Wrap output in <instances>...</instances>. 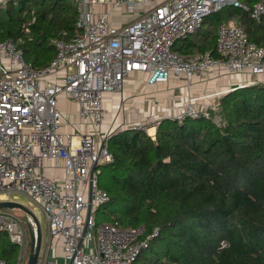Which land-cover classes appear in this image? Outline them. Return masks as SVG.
Returning a JSON list of instances; mask_svg holds the SVG:
<instances>
[{
  "label": "built area",
  "instance_id": "obj_1",
  "mask_svg": "<svg viewBox=\"0 0 264 264\" xmlns=\"http://www.w3.org/2000/svg\"><path fill=\"white\" fill-rule=\"evenodd\" d=\"M73 1L79 32L68 41L51 40L56 55L47 68L34 69L24 60L20 40L0 41V201H17L24 195L30 205L39 206L49 247L58 241L63 264H133L148 248L144 226L123 228L95 219L97 208L109 201L97 186L98 168L113 161L109 135L102 131L104 95L119 92L134 73L146 75L148 86L179 76L187 80L242 73L264 76V45L250 41L230 19L217 26L215 54L206 50L184 56L173 51L174 44L200 28L205 17L226 6L258 20L264 16V0ZM5 2L0 0V6ZM120 8L131 18L113 26L110 15ZM61 95L77 105L79 122L67 133L58 107ZM195 101L188 99L172 119L222 121ZM212 105L218 113V102ZM93 165L97 169L90 180ZM26 220L34 227L30 217ZM1 234L18 248L16 264H23L27 245L23 223L6 210H0ZM156 234L155 230L150 237ZM0 264L7 262L0 259ZM40 264L55 263L48 258Z\"/></svg>",
  "mask_w": 264,
  "mask_h": 264
},
{
  "label": "trees",
  "instance_id": "obj_2",
  "mask_svg": "<svg viewBox=\"0 0 264 264\" xmlns=\"http://www.w3.org/2000/svg\"><path fill=\"white\" fill-rule=\"evenodd\" d=\"M216 13L217 26L234 19L264 45V16L255 20L231 6ZM75 22L73 0H6L0 41L20 40L24 60L43 70L56 55L51 40L77 35ZM214 23L205 17L193 39L173 51L215 54ZM218 107L219 124L212 117L162 118L153 137L141 128L108 136L113 161L98 168L96 183L109 201L95 219L144 226L148 248L133 264H264V83L226 92ZM1 236L0 259L15 264L16 246Z\"/></svg>",
  "mask_w": 264,
  "mask_h": 264
},
{
  "label": "rangeland",
  "instance_id": "obj_3",
  "mask_svg": "<svg viewBox=\"0 0 264 264\" xmlns=\"http://www.w3.org/2000/svg\"><path fill=\"white\" fill-rule=\"evenodd\" d=\"M102 8H106V6ZM130 18H131V14L126 13L125 10L121 11L119 9L115 11L113 21L115 25L117 26L118 25L117 23L126 22ZM221 18H222V14H219V13H213L209 16L210 20H215V23L213 24L214 28L222 20ZM230 20H233L236 23L234 19H230ZM192 39L193 37L189 36L188 39L184 43L187 44ZM200 40L203 41L202 38H200ZM181 43L182 42L179 41L177 45L179 46ZM49 78H51V76ZM200 79H203V78L195 77V78H191L187 80V79H184L182 76H179L177 77V80H176L177 84H174V86L173 85L156 86L150 89V91H148L147 93L144 92L140 94V93H137L139 91L136 90V92L134 91L130 95H127V94L122 95V89L119 92H115L114 95H110L109 98L111 96L114 98L115 96L117 100L121 98V101L120 100H118L120 102L118 101L116 102L114 100L109 101V102L112 101V103L110 104H111V107H114V109L108 108L105 111L106 120L104 123V130L102 131L103 132L106 131V133L110 135L114 132L120 131L125 128L138 127V128L146 130L147 134H149L148 129L158 119L162 117H166V116L171 117V118L175 117L181 111L182 106L190 98L196 99L195 105L198 106V108L201 107L202 109H207L208 113H212L213 118H215L217 115V118L221 119L222 116L220 112L217 113V110H214V106L212 105L216 102H219V98H216V97L214 98L210 96L208 98H202L203 95L212 94L213 91L211 89L204 88L200 84H197V82L205 83L208 81V80L200 81ZM194 81H197L196 84L193 83ZM143 89L141 88L139 90H143ZM216 90H214V92ZM110 104H109V107H110ZM115 107H117V110L115 109ZM74 122L77 123L79 121L77 119H74ZM66 123H69L67 118H66ZM64 132L67 133L68 129L65 128ZM154 133L149 134V135L153 136ZM16 202L22 204L23 206L28 207L33 212L34 216L36 217L40 225L41 234H42V245H41V251L39 255L40 260H47L50 256L52 261H56L57 260L56 254L58 252V246L55 248H50L48 242L46 241L48 238L47 225H46L44 215L40 207L37 205H30L28 202V199L24 195H19ZM6 211L8 214L12 215L14 218L20 220L23 223V228L25 230V240L27 244L26 249H24L23 264H26L28 253H29V248H30V236L28 232L29 223L26 220L27 215L20 209H12V210H6ZM3 235L4 234H2L1 239L4 238ZM16 252H17V257H18L19 250L17 247H16ZM58 258L62 259L61 256H59ZM16 261H17V258H16Z\"/></svg>",
  "mask_w": 264,
  "mask_h": 264
},
{
  "label": "crops",
  "instance_id": "obj_4",
  "mask_svg": "<svg viewBox=\"0 0 264 264\" xmlns=\"http://www.w3.org/2000/svg\"><path fill=\"white\" fill-rule=\"evenodd\" d=\"M98 9H106V8L99 7ZM120 10L123 11V8H120ZM114 13L115 12H113L110 15V22H111V24L113 26H116L115 23H114V21H113ZM117 24L119 25L120 23H117ZM207 78L200 79V81L201 80H208L205 83H200V82L198 83L197 81H194L193 82L195 84L197 82V84H200L204 88H208V89H211L213 91L212 94H205L203 96L214 95L215 93L225 92L226 90H228V92H229L230 90H234L235 88L249 85L248 83L250 81H254L255 83H264V76L251 77V76L247 75L246 73L233 74V75H230V76H225V75H215L214 76V75H210ZM176 80H177V77H172V78H170V80L167 83L158 84V85H155V86H148L146 84V75H144V74H138V73L130 74L126 78V80L124 81L123 88H122V95L123 94L124 95H126V94L127 95H130L134 91L136 92V90H138L139 92H137V93H140V94H142L144 92L147 93L148 91H150V89H152V88H154L156 86H166V85H173L174 86V84H177ZM141 88L142 89L144 88L145 90L144 89L143 90H139ZM214 90H216V91L214 92ZM110 95H114V93L105 94L104 95V98H103L102 106H103V108H104L105 111L108 108H110V109L113 108L114 109V107H111V104L110 103H112V101L109 102L110 100H114L116 102L118 100L121 101V98L117 100L115 98V96H114V98L112 96L109 98ZM124 97H126V96H124ZM212 97L215 98V96H212ZM216 98H219V97H216ZM120 101H118V102H120ZM109 104H110V107H109ZM58 107H59L60 111L62 112V114L64 115V118L65 119L67 118V120L69 121V123H67V125H65V128L68 129V132H71L72 129L76 127V126H73L72 124H76L74 122V119H76L77 105L75 104V102L69 100L66 96L61 95L58 98ZM115 109L117 110V107H115ZM179 111H180V109H179ZM162 118H171V117L166 116V117H162ZM162 118H160V119H162ZM105 120H106V118H105ZM104 123H105V121H104ZM104 123L102 124V130H104ZM78 127L81 128V126H78ZM151 127H153L154 130H155V127L154 126H151ZM130 128H138V127H130ZM125 129H127V128H125ZM57 246H58V252L56 254L57 260L54 261V262H55V264H63L62 259L58 258L59 256H61V252H60L61 249H60L59 243H58V241H55L53 248H55ZM49 259H51L50 256H49Z\"/></svg>",
  "mask_w": 264,
  "mask_h": 264
},
{
  "label": "water",
  "instance_id": "obj_5",
  "mask_svg": "<svg viewBox=\"0 0 264 264\" xmlns=\"http://www.w3.org/2000/svg\"><path fill=\"white\" fill-rule=\"evenodd\" d=\"M96 169L97 166L93 165L89 173L90 180L92 179L93 172ZM90 207H91V194L89 192L86 218L89 217ZM12 209L22 210L28 217H30L33 220L34 227L30 223L28 224V232L30 236V248H29L26 264H40L39 255L42 245V234H41L40 225L36 217L28 207L23 206L22 204L16 201H10V200L0 201V210H12ZM67 264H71V262H68Z\"/></svg>",
  "mask_w": 264,
  "mask_h": 264
},
{
  "label": "bare ground",
  "instance_id": "obj_6",
  "mask_svg": "<svg viewBox=\"0 0 264 264\" xmlns=\"http://www.w3.org/2000/svg\"><path fill=\"white\" fill-rule=\"evenodd\" d=\"M154 131H155V130H154V128H153V127H151V128H149V129H148V132H149V134H153V133H154Z\"/></svg>",
  "mask_w": 264,
  "mask_h": 264
}]
</instances>
